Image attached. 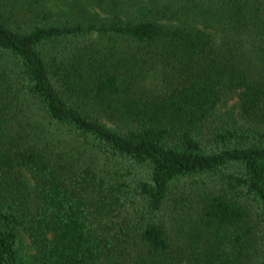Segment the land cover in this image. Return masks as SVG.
<instances>
[{
	"label": "trees",
	"instance_id": "16d2710c",
	"mask_svg": "<svg viewBox=\"0 0 264 264\" xmlns=\"http://www.w3.org/2000/svg\"><path fill=\"white\" fill-rule=\"evenodd\" d=\"M0 264H264V0H0Z\"/></svg>",
	"mask_w": 264,
	"mask_h": 264
},
{
	"label": "rangeland",
	"instance_id": "374dc122",
	"mask_svg": "<svg viewBox=\"0 0 264 264\" xmlns=\"http://www.w3.org/2000/svg\"><path fill=\"white\" fill-rule=\"evenodd\" d=\"M235 100H233V101H230L229 102V106L228 107H230V109H233V110H235V107H234V102Z\"/></svg>",
	"mask_w": 264,
	"mask_h": 264
}]
</instances>
